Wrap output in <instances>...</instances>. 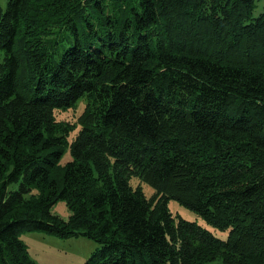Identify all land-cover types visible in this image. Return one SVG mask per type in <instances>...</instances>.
<instances>
[{"label":"trees","instance_id":"trees-1","mask_svg":"<svg viewBox=\"0 0 264 264\" xmlns=\"http://www.w3.org/2000/svg\"><path fill=\"white\" fill-rule=\"evenodd\" d=\"M255 1L0 6V264H38L26 231L92 239L100 246L84 264H264ZM81 98L75 123L56 120ZM169 199L227 238L175 217Z\"/></svg>","mask_w":264,"mask_h":264},{"label":"rangeland","instance_id":"rangeland-1","mask_svg":"<svg viewBox=\"0 0 264 264\" xmlns=\"http://www.w3.org/2000/svg\"><path fill=\"white\" fill-rule=\"evenodd\" d=\"M7 1L8 0H0V6L3 10L7 6ZM263 10L264 0H256L253 15L257 16ZM3 56V52L0 51V62ZM85 104L86 98H81L75 106L63 110H55L56 120L75 123L82 113ZM68 157L69 153L67 151L60 160L61 165ZM131 184L133 186L139 185L146 197H150L153 193V188L138 177H132ZM16 187V184L8 185V189H14ZM168 207L175 217L195 221L199 226L208 230L216 238L223 240L227 238L228 231H221L212 227L196 212L179 204L174 199L168 200ZM51 210L63 219H66L70 213L63 200H57L53 204ZM19 238L25 244L31 259L38 264H84L91 253L100 246L97 242L84 236L60 238L41 231L22 232ZM211 264H220V262L214 261Z\"/></svg>","mask_w":264,"mask_h":264}]
</instances>
